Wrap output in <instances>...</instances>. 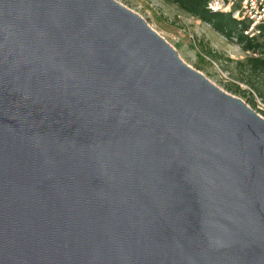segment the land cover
Instances as JSON below:
<instances>
[{
	"label": "water",
	"instance_id": "95a60500",
	"mask_svg": "<svg viewBox=\"0 0 264 264\" xmlns=\"http://www.w3.org/2000/svg\"><path fill=\"white\" fill-rule=\"evenodd\" d=\"M0 264H264V118L118 0H0Z\"/></svg>",
	"mask_w": 264,
	"mask_h": 264
},
{
	"label": "rangeland",
	"instance_id": "374dc122",
	"mask_svg": "<svg viewBox=\"0 0 264 264\" xmlns=\"http://www.w3.org/2000/svg\"><path fill=\"white\" fill-rule=\"evenodd\" d=\"M118 1L142 15L177 49L185 63L224 91L259 110L251 90L264 100V72H253L248 64L241 63L251 53L235 39L225 37L208 23L182 11L172 0ZM236 85L240 91L229 88ZM259 111L264 115V109Z\"/></svg>",
	"mask_w": 264,
	"mask_h": 264
},
{
	"label": "trees",
	"instance_id": "16d2710c",
	"mask_svg": "<svg viewBox=\"0 0 264 264\" xmlns=\"http://www.w3.org/2000/svg\"><path fill=\"white\" fill-rule=\"evenodd\" d=\"M178 7L208 23L211 28L227 38L235 39L245 51L251 54L246 57L242 64H248L253 72H264V36L251 38L243 34L242 28L247 26L246 21L232 17L230 12L212 11L207 7L208 0H172ZM234 91H240L239 86L229 87Z\"/></svg>",
	"mask_w": 264,
	"mask_h": 264
},
{
	"label": "built area",
	"instance_id": "2783aa9c",
	"mask_svg": "<svg viewBox=\"0 0 264 264\" xmlns=\"http://www.w3.org/2000/svg\"><path fill=\"white\" fill-rule=\"evenodd\" d=\"M207 7L212 11L230 12L232 17L246 21L247 26L242 28L246 36L251 38L264 36V0H208ZM247 52L251 53L248 50ZM251 92L256 97L257 107L263 110L264 100L259 98L253 90ZM252 109L264 118L259 110Z\"/></svg>",
	"mask_w": 264,
	"mask_h": 264
}]
</instances>
